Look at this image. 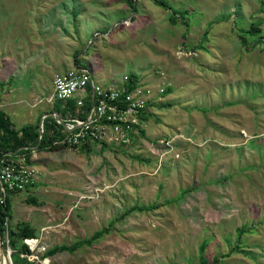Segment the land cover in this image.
<instances>
[{"label":"rangeland","instance_id":"rangeland-1","mask_svg":"<svg viewBox=\"0 0 264 264\" xmlns=\"http://www.w3.org/2000/svg\"><path fill=\"white\" fill-rule=\"evenodd\" d=\"M114 1L101 4L110 26L94 9L79 25L75 1L77 56L98 84L135 74L155 93L147 119L126 142L32 150L30 184L8 193L6 231L29 224L38 245L28 254L40 261L21 256L31 264H201L204 241L208 264H264V137L240 134L264 131V0H133L129 12ZM28 2L0 0L2 59L8 23L22 21ZM251 24L259 35L244 33ZM54 72L24 71L25 85L41 75L42 93L35 105L13 99L16 113L0 105L15 127L38 125ZM132 206L152 209L125 214ZM101 229L92 245L42 256ZM1 249L12 264L6 238Z\"/></svg>","mask_w":264,"mask_h":264},{"label":"built area","instance_id":"built-area-1","mask_svg":"<svg viewBox=\"0 0 264 264\" xmlns=\"http://www.w3.org/2000/svg\"><path fill=\"white\" fill-rule=\"evenodd\" d=\"M127 82L126 74L115 85L98 84L86 66H74L56 73L52 79V95L47 99L48 102L66 104L72 101L75 109L71 112L65 108L64 113H61L53 107L50 115H42V123L39 126L41 132L43 133V119L49 116L62 126V129H58L60 135H54L52 140L55 145L74 148L86 138L101 142H126L130 134L143 122L140 120V114L148 110V104L155 94L139 82L126 91ZM163 91L164 88L159 87L158 93ZM88 103L90 108L85 116L81 117L78 113H81L82 107ZM240 134L246 140L264 137V131L251 135L241 129ZM27 164L23 154L15 158L10 155L0 158V203H4L9 192L22 190L30 184L31 172ZM30 240L35 239L26 238L24 242L29 250L33 251L38 243L36 241L31 245ZM27 256H30L32 261H40L37 254L31 253Z\"/></svg>","mask_w":264,"mask_h":264},{"label":"crops","instance_id":"crops-1","mask_svg":"<svg viewBox=\"0 0 264 264\" xmlns=\"http://www.w3.org/2000/svg\"><path fill=\"white\" fill-rule=\"evenodd\" d=\"M75 1L82 3L79 2L78 4L81 7L80 12L84 13L79 25L82 24L81 20L86 17L85 12L92 9L94 11L91 13L97 11L102 17L100 20L109 26L111 25L112 19L105 16L107 14H105L106 11H103L101 4L105 3L104 7L109 11L110 5L115 2L114 0H109L110 3H107V0H93L99 2L100 5L98 8L93 7L92 9H90L89 3L83 4L82 0H42L36 2L30 0L27 3L28 9H25V4L22 6V12L28 11L26 16H23L22 21L18 19L9 21V29L6 30L8 38L6 52L9 56L3 59L0 57L1 63L2 60L5 62H3L4 64L0 63V81H4L5 75L7 76L5 83L11 78L12 81L1 93L0 105L6 106L12 113H16L18 110L17 107H14L13 99L18 101L21 98L23 100V95H26V98L32 102L31 105H35L36 99L39 101L38 94L42 93L38 87L40 84L38 80L43 84L40 74L33 76L30 84L25 85L23 83L26 69H31L34 64H42V71L57 67L59 72H63L74 66H86L77 56L78 44H76V38L71 33V25L76 21L78 12H75ZM87 1L90 2V0ZM124 1L127 4H123V8L129 12L131 7L127 0ZM54 74L49 78L51 85ZM99 76L105 77L103 73ZM109 81L103 82L104 84L101 85L109 86L120 82ZM51 95L52 92L46 96V105L40 110V115L53 111L54 104L47 100Z\"/></svg>","mask_w":264,"mask_h":264},{"label":"trees","instance_id":"trees-1","mask_svg":"<svg viewBox=\"0 0 264 264\" xmlns=\"http://www.w3.org/2000/svg\"><path fill=\"white\" fill-rule=\"evenodd\" d=\"M129 6L132 8L133 0H127ZM161 5H165L164 2H160ZM173 15L183 17V14L176 13L175 11H171ZM183 19V18H182ZM170 20L174 22L175 20L173 17H170ZM260 29L255 25L251 24L249 29H246L244 33L255 36L260 34ZM261 39V37H260ZM77 64V61H75ZM138 82L137 76L135 74H128V82L125 83L126 91L133 88V86ZM69 109L71 112L74 111V103L71 101L69 103L63 104L61 102H56L54 104V109L58 112L64 113V110ZM90 108V104H86L82 107V112L78 113L81 117H84L87 113L88 109ZM148 110L143 111L140 114V120L145 121L148 116ZM138 127V126H137ZM51 129L53 132H51ZM58 129H62V126L54 121L52 117H45L43 119V133L40 137V133L38 131V125H31V124H24L20 127H15L13 122L5 113L0 111V158L8 157H17L19 155H25L26 162L30 163V153L32 150H43V149H50L56 150L59 148H65L66 146L62 145H55L52 143L54 135H60ZM102 143L96 139L82 140L78 145L75 147L84 148L89 143ZM36 147V148H35ZM74 147V148H75ZM152 206H132L129 210L125 212L128 213L131 210H150ZM10 216V199L7 196L5 197L4 203H0V240L4 241L5 238L8 241V244L14 249L11 253V260L12 264H15V261H18L19 264H31L25 257H22L21 254H28L30 253L28 245L24 242L26 238H35L34 232L32 228L29 226L27 222H19L17 224V229L13 230L10 229L8 231L5 227L7 222H9ZM103 234V230L95 231L90 237L79 239L73 243L68 244H60L51 247L42 254V256H51L56 253L60 252H74L76 249L83 245H92L99 237ZM17 243H19L18 249H16ZM206 242L200 244L199 246V256L201 264H208V260L204 254ZM0 250L1 244H0ZM1 254V251H0ZM3 255V254H1ZM38 264V263H37Z\"/></svg>","mask_w":264,"mask_h":264},{"label":"bare ground","instance_id":"bare-ground-1","mask_svg":"<svg viewBox=\"0 0 264 264\" xmlns=\"http://www.w3.org/2000/svg\"><path fill=\"white\" fill-rule=\"evenodd\" d=\"M37 240L35 239V240H30V243H31V245H34V243L36 242ZM1 251V254H3L2 253V250H0ZM4 252V251H3ZM5 253V252H4ZM0 254V264H7L8 263V258L5 256V255H1ZM8 255V254H7Z\"/></svg>","mask_w":264,"mask_h":264},{"label":"water","instance_id":"water-1","mask_svg":"<svg viewBox=\"0 0 264 264\" xmlns=\"http://www.w3.org/2000/svg\"><path fill=\"white\" fill-rule=\"evenodd\" d=\"M49 115L51 114V113H48ZM42 123V118L40 119V121H39V123H38V131H39V133H40V137H41V135H42V132H41V130H40V128H39V126H40V124ZM36 148V147H35ZM0 244H1V240H0ZM8 256H9V252H8Z\"/></svg>","mask_w":264,"mask_h":264}]
</instances>
